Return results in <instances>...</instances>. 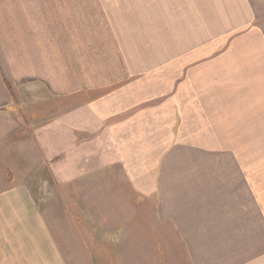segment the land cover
Instances as JSON below:
<instances>
[{"label": "crops", "instance_id": "obj_1", "mask_svg": "<svg viewBox=\"0 0 264 264\" xmlns=\"http://www.w3.org/2000/svg\"><path fill=\"white\" fill-rule=\"evenodd\" d=\"M185 1L196 31L174 77L133 17L125 26L123 0H0V219L21 222L5 243L24 249L8 264H253L264 0ZM46 98L70 102L41 108L38 126L21 118L22 102ZM182 99L212 108L198 139L184 137ZM44 167L53 186L42 178L35 197L17 179Z\"/></svg>", "mask_w": 264, "mask_h": 264}, {"label": "rangeland", "instance_id": "obj_2", "mask_svg": "<svg viewBox=\"0 0 264 264\" xmlns=\"http://www.w3.org/2000/svg\"><path fill=\"white\" fill-rule=\"evenodd\" d=\"M123 3L126 7H131L130 10L125 9V26L128 27L131 25L129 24V18L133 17L135 21L134 28L140 30L141 46L146 50H150L152 54L154 53L153 49H155L156 64L164 68L169 66L174 77H183L184 42L188 40V43H191L192 33L196 31L195 29L191 34H187L184 28L186 23L191 20L190 18H184V10L189 8L190 3L188 4L185 0H123ZM193 21L195 23L198 22L197 19H193ZM185 38H187V40ZM170 52H173V57L169 56ZM188 83L189 91L191 88L195 90V86L197 85L196 82ZM185 93L186 86L185 92L183 89V94ZM69 102V99L55 98H46L44 100H39L37 103H31L26 100L22 102V111L24 115L21 116V118H23L25 122H31L38 126L42 119L44 121L50 119V115L48 114L37 115L36 112H39L41 108H44L45 112L53 113L52 110L60 106L61 108H58V110L63 111L65 107L67 108ZM182 102L184 111V137L188 136L190 140L198 139L197 135L202 136L205 133L203 130V128L207 127L205 122L211 120L212 108H207L204 100L182 99ZM209 103L211 104L210 100ZM216 109L220 111L219 108H215V110ZM228 129L229 124L227 122H221L219 127L217 129L215 128L214 135L219 136V139H227L229 134ZM209 133H211V131H209ZM40 149L42 151L41 147ZM258 153L264 157V147H258ZM15 175H8L9 178L13 177L14 183L17 179ZM42 178H44V181L49 185V188L53 186L51 173L47 167L35 173H21V177L17 180L29 185L34 194H36L35 197H37L39 194L38 189L41 185L43 186L45 184ZM32 207L35 213L40 209V206ZM12 217V232L5 228L3 221H1L2 219H0V264H8L6 255L20 256L21 252H23L22 250H24L20 242L14 241L5 243L6 235H12L15 240L17 237L16 232L21 231V222L15 220L13 213ZM260 229L264 232V225H261ZM262 238H264V235L254 237L253 245L254 248H257V254L253 257V264H264V242Z\"/></svg>", "mask_w": 264, "mask_h": 264}]
</instances>
